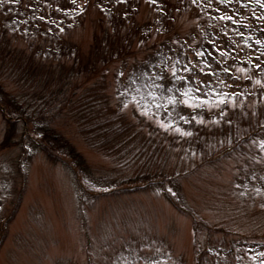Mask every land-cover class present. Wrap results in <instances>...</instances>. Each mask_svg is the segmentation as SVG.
I'll return each mask as SVG.
<instances>
[{
  "label": "rangeland",
  "instance_id": "obj_1",
  "mask_svg": "<svg viewBox=\"0 0 264 264\" xmlns=\"http://www.w3.org/2000/svg\"><path fill=\"white\" fill-rule=\"evenodd\" d=\"M0 264H264V0H0Z\"/></svg>",
  "mask_w": 264,
  "mask_h": 264
},
{
  "label": "snow or ice",
  "instance_id": "obj_2",
  "mask_svg": "<svg viewBox=\"0 0 264 264\" xmlns=\"http://www.w3.org/2000/svg\"><path fill=\"white\" fill-rule=\"evenodd\" d=\"M73 2H74V0H73ZM227 18H228V19H231V17H227ZM185 95H187V93H185ZM173 102H174V101L170 98V99H169V103H173ZM184 103L187 104L188 101L185 100ZM125 106H127V105H125Z\"/></svg>",
  "mask_w": 264,
  "mask_h": 264
}]
</instances>
